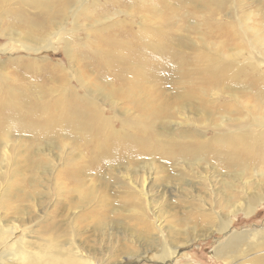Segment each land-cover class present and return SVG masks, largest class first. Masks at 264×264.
<instances>
[{
    "label": "bare ground",
    "instance_id": "bare-ground-1",
    "mask_svg": "<svg viewBox=\"0 0 264 264\" xmlns=\"http://www.w3.org/2000/svg\"><path fill=\"white\" fill-rule=\"evenodd\" d=\"M139 1L149 16L154 14L156 19H162V12L153 0ZM251 1L261 9L249 13L244 19L237 18V31L240 33L239 38L249 43L252 56L257 54L264 58V0ZM202 2L203 6L210 8L208 2L214 6L215 0ZM224 7V2L219 5L218 10L211 7L210 13L216 15V11H222ZM88 10L86 0H0V37H11L14 42L21 43L25 50L32 49L34 53L50 50L53 46V33L50 28L56 27L54 34L63 37L61 39L65 42L68 52L72 37L80 27L79 16L88 21L86 26L95 27L94 32L102 36L94 43V55L98 58L95 65L97 76H93L89 70L76 75L79 86L74 87L71 81H68L65 87L56 88L52 93V96H56L52 102L47 100L48 96L42 88H30L21 80V87L3 85L7 88L2 92L0 86V201L4 202L5 207L13 210V218L20 215L19 206L15 204L31 200L25 189L27 183L31 186L33 184L29 182L28 173L41 174L46 170L40 161L39 151H42L44 146H51L50 141L53 138L57 140V155L62 158L66 157V154L70 157L79 154L80 147L88 149L90 171L78 167L77 161L84 158L81 154L69 160L73 162L70 163L71 167L77 170L70 172L76 174L74 193L78 192L82 199V202H79L83 205L69 208L75 210L73 213L65 207L63 213L68 212L70 219L71 216L81 220L91 217L89 222L96 225L94 232L87 234L80 243H77L78 234L75 233L69 235L73 236L72 240L61 233L58 238L50 234V240L43 245L26 244L38 254L28 253L22 246L15 253L8 252L6 255V252H3V255H6L3 257V264H95L93 260L98 256L110 259L104 253L109 250V245L116 246L120 241L123 253L133 254V250L127 249V243L135 241L144 249L154 250L158 262L165 264L177 257L181 246L185 245L179 239L182 233L189 237L187 243L193 242L197 238L205 237L206 233H200L204 232L207 226L213 225L216 228L217 221L220 232L228 233L232 223L231 215L242 211L249 217L264 203V92L261 90L258 93V101L251 105L248 104L249 99L243 98L244 95L250 97L249 93L256 85L261 84L264 87V73L260 69L263 61H259L260 58H256L258 61L253 60L254 58L247 59L244 46L235 54L219 56L228 60L219 64L220 69L215 67L214 56L204 54L200 57V61H204L206 65L190 80L192 89L189 97L194 96L200 100V96L209 97L217 90L238 103L231 109H234V113L240 115L244 112L239 104L242 103L248 115L233 121V118L228 119L236 125H230L227 121L216 125L218 134L209 140H204L198 132L194 135L189 132L178 137L174 129L169 132L172 125L170 128L159 125L169 117L163 105L167 101L164 97L166 92L172 89L170 85H175L176 79L181 82L187 79L182 63L175 61L168 39L149 26V17L146 16L138 31L131 28L121 30L119 34L108 33L109 35L104 36L103 32L108 29L122 26L123 21L114 22L122 13L132 17L138 12L121 9L109 16L95 19L96 16L93 17ZM44 15L47 16L46 23L49 26L41 20ZM8 16L12 19V27L6 25L4 28L3 23ZM256 17H259L258 22H255ZM68 18L74 21V29L71 31L65 30L64 26ZM108 20L112 23L105 28L104 21ZM68 59L72 65L74 60L69 52ZM3 63L0 59V74L5 76ZM8 79L10 80L9 77ZM8 79L6 77L3 83H7ZM164 79L165 83L162 82ZM1 81L0 75V84ZM12 81L18 80L12 77ZM183 83L186 84L182 82V86ZM250 86L254 87L251 89ZM177 98L178 95L172 97V100ZM106 107L110 115L106 112ZM47 139L50 140L44 145ZM68 147L72 150L66 151ZM33 153L38 155L39 163H33ZM138 159L159 163L158 167H153L150 171L152 176L167 173L173 167L178 170L182 164L189 169L194 165H213L215 172L221 176V179H216V184L219 185L215 189H218L217 201L208 193L203 192L205 196H202L203 193L201 195L200 189H197L211 181L210 177L204 176L198 184L195 183L196 179L195 182H185V185L195 190V199L200 195L204 197L201 200L203 204L190 203L189 208L183 206L182 209L186 211L181 210L178 214L180 216L173 218L171 225L164 224L166 221L158 211V206L152 204L149 209L153 212L156 226L150 222L147 215L146 218L138 214L131 217L130 214L136 213L129 204L131 198L135 201L137 196L139 198L146 195L133 186L130 177L132 175L128 173L129 165L135 164ZM99 168L125 171L122 174L119 170L118 174L130 182L129 186L125 183L123 185L131 198L119 207L113 198L110 202L106 198L100 204L101 209L113 216L120 217L128 213L125 221L117 220L114 221L116 224L111 223L109 216L100 212L99 216L95 217V208L91 209L97 186L86 189L85 185L94 176L92 170ZM222 169L226 174L221 173ZM169 175H164L162 179L173 178L171 180L174 182L186 179L178 172L172 177ZM99 180L102 181V188L108 190L105 183L107 179L100 177ZM112 184L111 187L116 188L119 182ZM177 187L178 184L164 186L162 197L168 192L174 196L178 191ZM186 192L190 196L187 188H182V192L178 193L183 198ZM11 222L10 220L8 224ZM113 225L120 229L124 227L129 238L120 239V234L112 232ZM8 228L10 226H7L6 230ZM61 237L64 240H61ZM105 237L108 238L107 245ZM93 245L99 248L93 249ZM243 247H246V250H243ZM214 256L225 264H235L237 261V264H264V229L255 234L232 233L227 243L214 251Z\"/></svg>",
    "mask_w": 264,
    "mask_h": 264
},
{
    "label": "rangeland",
    "instance_id": "rangeland-1",
    "mask_svg": "<svg viewBox=\"0 0 264 264\" xmlns=\"http://www.w3.org/2000/svg\"><path fill=\"white\" fill-rule=\"evenodd\" d=\"M202 1L204 0H153V3L156 4L162 12L163 17L161 20L156 19L154 14L149 16L139 0H86V3L89 8L88 12L93 17L96 16L94 17L95 19L109 16L121 9H123V11L133 10L138 12L132 17H128L125 15L126 13H122L121 16L114 20V22L118 20L123 21L122 26H117L113 30L108 29L103 32L104 36L111 33L119 34L121 30H129L131 28L138 31L140 25L143 26L144 24L145 20L143 18L145 16L149 17V26L153 29H157L161 35L168 39L170 50L175 55V61L182 63L183 70L187 75V79L182 80V82H185L186 84L183 83L184 85L182 86V82L176 79V84H171L170 87L172 89H168L166 92L164 97L167 101L163 106H165V111L169 117L161 121L159 125L163 127L165 126L166 128H170V125H172L169 132L174 129L175 134L178 137L181 134H188L190 132L191 135H194L195 132H198L202 134L204 140H209L218 134L216 125L225 121L229 122L230 125H236L235 122L231 121L236 118H245L248 114L242 103L239 104L244 112L240 115L234 113V109H231L237 106L238 103H236L230 96H227V94L218 93L217 90L213 91L209 97L200 96V100L194 96L189 97V92L192 89L190 80L195 78L200 69H203L206 65L204 61H200V57L204 54L207 56H214L215 58L213 61L215 67L219 68V64L228 61L219 56L235 54L243 49L244 46L247 59L254 58L253 60H257L260 58L259 61H263L260 65V69H262L263 73L264 58L257 56V54L252 56V53L250 52L252 50L249 43L247 40L239 38L240 33L237 31L236 26L237 18L242 17L244 19L249 13L257 12L261 9L256 4H253L254 1L215 0L214 6L212 3L210 4L208 2L210 8L215 7L216 10H218L219 5L223 2L225 3L224 10L216 11V15L211 14L210 8L203 6ZM11 20L12 19L8 16V19L3 23V27L6 28L9 25L12 27V24H10ZM41 20L45 24L47 16H42ZM258 21L259 17H256L255 22ZM87 22L88 21L81 16L78 17V24L80 27L76 30L75 35L73 34L72 45L68 51L72 54V59L74 60L72 65L70 64V59H68L65 42L61 39L63 37L61 35L58 36L57 33L54 34V32H56V27L50 28V32L53 33L51 36L53 46L50 50H43L39 53H34L32 49L25 50L21 43L18 41V43L16 41L14 42L9 36L0 37V51L2 52H0V59L1 62H4L2 66L4 67L3 70H5L4 74L7 75L4 76L2 73L0 74L2 78L1 82L3 83L6 77L7 79L8 77L10 78L7 83L0 84L2 92L7 88L6 86L10 84L21 87V82L19 81L21 80L30 88H42L48 96L47 100L52 102L56 97L52 96V93L56 88H61L62 86L65 87V84L68 81H71V85L74 87L79 86L78 81L76 80V75L89 70L93 76H97V67H95V65H97L96 62L98 61V58L94 55V43L96 42V39L99 37L102 38V36L94 32L95 27L86 26ZM104 23L105 24L103 25L107 28L112 22L108 20L104 21ZM46 25L49 26L47 23ZM64 26L65 30L71 31L74 29V21L68 18ZM235 32L238 33V36L235 35ZM11 58L14 60H11ZM12 77L18 81H12ZM165 81L166 79L162 82L165 83ZM3 85L6 86L3 87ZM253 87L254 86H250L249 88L252 89ZM50 89L52 90L50 91ZM261 90L264 92V87H262L261 84L256 85L255 89L250 91V97L244 95V100L249 99L247 100L249 105L256 103L259 98L258 93H260ZM176 95H178L177 100H172V97ZM105 110H107L106 112L110 115L107 107ZM229 118L233 119L229 121ZM49 140H45L44 145L48 144ZM50 144L51 146H48L47 148L44 146L43 150L39 151V156L41 158L40 161L42 165L46 167V170H44L43 173L41 172V174L28 173L29 182H33V184L31 186L27 183L25 189L31 196V200L22 203L17 202L15 204L17 207L19 206V210L21 211L20 215L13 218L15 215L13 214V210H11L9 206V208L5 207L4 202L0 201V264L4 263L3 257H6L8 252L9 254L15 253L20 246L24 249L26 248L25 250L28 253L32 252L33 254H38L36 250L30 249L26 244L37 243L43 245L46 241L50 240V234L55 238H58L61 236V233L72 240L73 236L71 237L69 235L75 233L78 234L77 243H80L81 241H84L82 240L84 237H87L90 233L94 232L96 225L89 222L91 217L88 219L82 218L81 220L78 217L72 218L70 215V219L68 212L65 214L63 213L65 207L68 208L70 213H73L75 210H69V208H76V206L83 205L79 202H82V199H80L81 196L78 192L74 193V188L76 187L75 184L77 183L75 180L76 174L73 175L70 172L77 170H74V168L71 167L73 162H69V160H72L71 158L81 154L84 158L77 161L78 167L80 166L81 168L89 169L90 171L91 168L88 167L90 160L88 149L80 147L78 151L79 154L71 157L66 154V157L64 156L62 158L57 155V149L55 148V146H57V140L52 138ZM70 147H68L66 151L72 150ZM37 156L38 155L34 153L33 158L30 156L35 164L39 163ZM125 164L126 162L123 166ZM158 164V162L150 161L149 159H138L135 164L129 165L128 173L132 175L130 177L133 180V186L138 187V189L142 190L147 195H142V197L139 198L137 196L136 199L134 198L135 201L130 197L128 191L124 189L126 187L123 183L129 186L128 184L130 182L125 180L123 175L118 174L119 170L122 174L125 173L124 170L119 169L116 171V168L109 171L105 168L93 169L92 173L94 176L90 178L85 187L87 189L88 187L93 188L97 186V192L95 193V198L91 205V209L95 208V217L99 216L101 212L110 217L109 219L111 223L114 221L116 222L117 220L125 221V219L128 218V213L126 215L123 214V216L120 217L113 216L104 209H101L100 204L106 198L109 199L108 202L113 198L116 200L119 207L123 204L125 205L130 197L131 201L129 204L136 211V213L130 214L131 217L138 214L141 217L146 218L147 215L150 222L156 226L157 224L154 220L153 212L149 209L152 204V206H158V211L162 213V216L164 217L163 220L166 221L164 224L169 226L171 225L170 222L173 218L176 219L180 216L178 214L181 210L186 211V209H182L183 206L189 208L190 203L203 204L201 201L204 199V197H201L203 192L208 193L214 201H217L216 192L218 189H215L216 187H219L216 183L218 179H221V176L215 172L213 165L204 167L194 165L189 169V167H185V164H182L179 166L178 170L173 167L171 170L169 169L167 173H158L156 176L149 174L153 167H158ZM174 171L184 176L183 178H186L185 181L174 182L171 180L173 178L170 180L162 179L164 175L168 176L170 174L169 176L172 177V175L175 174ZM221 173L226 174V171L222 169ZM204 176H207L208 178L210 177L209 179H211V181L207 183L209 185L205 183L200 186V188H197L200 189L199 191L201 192V195L195 199V190L185 185V182L187 180L195 182L194 179H196L195 183H197L203 179L201 177ZM100 177L107 179L105 183L107 184L108 190L102 188V181L99 180ZM113 182H119V185L115 186L116 188H112L111 184ZM177 184L179 187H177L178 191L173 194L174 196L168 192L162 197L161 191H164V186L167 187V185H169L171 187ZM213 185H215V188ZM118 186H120V188ZM180 187L187 188L191 193L190 196L189 193L186 192L185 197L182 198L178 193L179 191L182 192V188ZM205 193H203L202 196H205ZM187 199L188 201H191L187 202ZM221 202L222 204L224 203L223 201ZM76 212H78V210H76ZM176 214L178 216H176ZM81 216H83L82 213ZM231 219L232 223L228 233L220 232L218 221L216 223V228L213 225L212 227L207 226L208 228L206 227L204 232L200 233L201 235L206 233V235L204 234L205 237L197 238L193 242L187 243L190 239L182 233V235L179 236V239L185 245L181 246L177 257L167 261L165 264H225L214 256V251L217 250L218 247L224 246L232 233L248 232L255 234L261 232L264 229V203L261 204L256 212L249 217H247L244 212L240 211L231 215ZM10 220L12 222L9 225L8 222ZM93 222L95 221L93 220ZM115 222L114 224H116ZM7 226H10L8 230H6ZM212 228L214 229L211 232ZM62 231L64 233H62ZM186 231L187 229L184 230L185 233ZM112 232H114V234H120V239L129 238L125 233L124 227L123 229H120L118 226L116 227L113 225ZM61 240H64V238L61 237ZM251 241H253V237L251 238ZM121 243L122 241L116 244V246L109 245V250L104 254L110 259L107 257H104L103 259L98 256L94 258L93 262L95 264H161L158 262V259L156 258L157 254L154 250L144 249L139 246V243L133 241L130 244L127 243V249L130 251L133 250V254H130L129 252L123 253V245ZM107 244H109L108 238L106 239V245ZM96 248H99V246L93 245V249ZM243 250H246V247H243ZM3 252H6V255H3ZM83 253L85 254V252ZM237 262L235 264H237Z\"/></svg>",
    "mask_w": 264,
    "mask_h": 264
}]
</instances>
